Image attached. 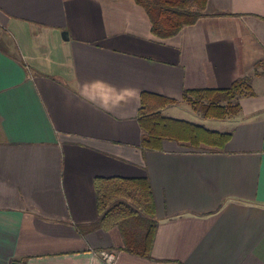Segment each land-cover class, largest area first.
<instances>
[{
	"label": "crops",
	"instance_id": "crops-1",
	"mask_svg": "<svg viewBox=\"0 0 264 264\" xmlns=\"http://www.w3.org/2000/svg\"><path fill=\"white\" fill-rule=\"evenodd\" d=\"M242 78L252 95L236 112L203 116L231 134L223 148H141V94L174 100L163 114L186 89ZM94 81L137 95L106 111L105 88L82 89ZM99 177L149 180V258L120 250L117 228L88 230ZM103 251L112 264H264V0H208L167 39L134 0H0V264H107Z\"/></svg>",
	"mask_w": 264,
	"mask_h": 264
},
{
	"label": "trees",
	"instance_id": "trees-1",
	"mask_svg": "<svg viewBox=\"0 0 264 264\" xmlns=\"http://www.w3.org/2000/svg\"><path fill=\"white\" fill-rule=\"evenodd\" d=\"M147 13L151 33L160 39L176 36L183 27L194 24L208 0H134ZM252 95L249 81L238 79L225 89H186L182 99L200 106L205 118H226L239 109V100ZM174 100L143 93L138 111L142 130L141 148L161 149L163 141L186 144L192 149L204 145L221 149L230 133H220L203 125L166 117L162 108ZM97 220L88 230L117 228L122 238L120 250L149 258L158 227L149 180L145 178L99 177L94 181Z\"/></svg>",
	"mask_w": 264,
	"mask_h": 264
},
{
	"label": "rangeland",
	"instance_id": "rangeland-1",
	"mask_svg": "<svg viewBox=\"0 0 264 264\" xmlns=\"http://www.w3.org/2000/svg\"><path fill=\"white\" fill-rule=\"evenodd\" d=\"M183 109H174L163 113L164 116H171L177 119H182L186 121H191L192 123H197L204 125L207 128L220 126V121L214 119H204L203 111L200 106H193L191 104L183 103Z\"/></svg>",
	"mask_w": 264,
	"mask_h": 264
},
{
	"label": "clouds",
	"instance_id": "clouds-1",
	"mask_svg": "<svg viewBox=\"0 0 264 264\" xmlns=\"http://www.w3.org/2000/svg\"><path fill=\"white\" fill-rule=\"evenodd\" d=\"M97 86L105 88L109 94L108 100L104 102L106 111L111 110V108L108 107L109 104H111L112 106H118L121 103H128L137 95L136 91L133 89L122 88L118 90L113 86L107 85L101 81H94L91 84L86 83L82 85V89L86 93L89 88ZM88 99H91V97H88Z\"/></svg>",
	"mask_w": 264,
	"mask_h": 264
},
{
	"label": "built area",
	"instance_id": "built-area-1",
	"mask_svg": "<svg viewBox=\"0 0 264 264\" xmlns=\"http://www.w3.org/2000/svg\"><path fill=\"white\" fill-rule=\"evenodd\" d=\"M100 255L107 264H112L115 259V255L113 253H109L106 251L101 252Z\"/></svg>",
	"mask_w": 264,
	"mask_h": 264
},
{
	"label": "water",
	"instance_id": "water-1",
	"mask_svg": "<svg viewBox=\"0 0 264 264\" xmlns=\"http://www.w3.org/2000/svg\"><path fill=\"white\" fill-rule=\"evenodd\" d=\"M12 264H23V263H20V262H13Z\"/></svg>",
	"mask_w": 264,
	"mask_h": 264
}]
</instances>
